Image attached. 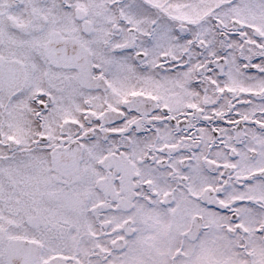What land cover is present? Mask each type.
Here are the masks:
<instances>
[{
  "label": "snow or ice",
  "instance_id": "obj_1",
  "mask_svg": "<svg viewBox=\"0 0 264 264\" xmlns=\"http://www.w3.org/2000/svg\"><path fill=\"white\" fill-rule=\"evenodd\" d=\"M0 264H264V0H0Z\"/></svg>",
  "mask_w": 264,
  "mask_h": 264
}]
</instances>
